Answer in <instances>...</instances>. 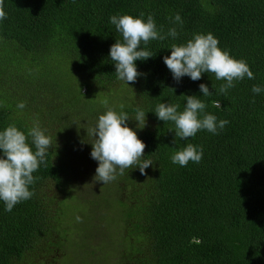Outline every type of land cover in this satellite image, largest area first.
Here are the masks:
<instances>
[{"label":"trees","instance_id":"obj_1","mask_svg":"<svg viewBox=\"0 0 264 264\" xmlns=\"http://www.w3.org/2000/svg\"><path fill=\"white\" fill-rule=\"evenodd\" d=\"M4 10L0 131L15 125L27 135L38 124L52 143L33 173L32 198L11 212L0 201V264L84 261L90 248L75 233L77 217L90 228L101 222L103 234L92 232L85 240L103 241L101 254L110 253L108 240L120 235L116 264H264V0H5ZM141 13L145 21L152 15L162 34L175 27L178 36L151 41L146 50L153 57L135 62L141 75L127 85L110 60L111 46L122 37L109 18ZM177 13L182 25L173 23ZM208 33L222 50L246 61L255 79L234 81L226 94H218L224 81L211 73L175 81L163 63L171 45ZM200 84L212 95L203 97ZM181 95L200 98L207 113L228 124L219 134L199 131L173 144L174 124L154 112L160 103L183 111ZM105 100L130 118L138 108L146 113L143 129L131 119L127 126L145 143L143 158L152 161L146 175L133 167L108 184L114 202L101 193L106 185L93 179L98 162L87 135L106 112ZM20 102L24 109L17 108ZM28 143L35 151L30 137ZM187 143L203 147L201 162L173 164L171 156ZM115 221L119 231H110Z\"/></svg>","mask_w":264,"mask_h":264},{"label":"clouds","instance_id":"obj_2","mask_svg":"<svg viewBox=\"0 0 264 264\" xmlns=\"http://www.w3.org/2000/svg\"><path fill=\"white\" fill-rule=\"evenodd\" d=\"M4 3L5 0H0V21L7 18ZM143 17L144 13L140 14V18L127 14L109 18L116 32L122 37V40H116L111 46L110 60L115 66L117 79L127 85L135 83L141 75L135 62L153 57L152 52L146 50L151 41H163L169 36L175 39L178 36L175 27L169 29L165 35L162 34V29H157L152 15H148L146 21ZM169 19L172 20L171 17ZM173 23L183 24L178 13ZM218 45L219 40L212 33L195 34L186 44H172L171 55L165 56L163 63L177 82L185 76L192 81H198L206 73L213 74L217 81H224L218 89V94H226L228 89L235 87L234 81H241L245 77L255 79L246 61L233 58L229 51L222 50ZM199 89L203 97L212 95L205 84H200ZM261 91L259 86L254 85L252 88L254 94ZM180 97L186 101L183 111H178L179 104L160 103L154 112L158 120L174 124L173 144L178 140L187 141L194 138L199 131L219 134L218 130L228 124L227 120L217 121L215 115L207 113V105L200 98L184 95ZM103 104L106 112L99 115L95 126L87 129V135L93 138L90 156L98 162L94 181L107 185L118 176H123L125 170L133 167L138 168L141 175H146L145 170L152 166L151 160L143 158L146 145L138 138L136 131L127 126V121L131 119L137 122L138 128L143 129L146 126V113L138 108L135 110V117L130 118L126 112L117 113L108 107L107 100L103 101ZM213 104L219 107L218 101ZM25 107V102L17 104L19 109ZM119 107L123 109L124 105ZM29 137L35 151L28 143ZM51 143V137L46 136L38 124L33 126L27 135L15 125H9L0 131V151L3 153V157H0V201L4 203L6 212H11L17 204L31 199L35 194L29 190V186L38 179L33 173L46 162ZM202 158L203 147L198 148L192 143H187L185 147L174 152L171 162L186 167L189 162L199 164ZM76 219L80 221V217Z\"/></svg>","mask_w":264,"mask_h":264},{"label":"rangeland","instance_id":"obj_3","mask_svg":"<svg viewBox=\"0 0 264 264\" xmlns=\"http://www.w3.org/2000/svg\"><path fill=\"white\" fill-rule=\"evenodd\" d=\"M119 86V85H118ZM118 86L116 87V89L118 88ZM115 89V90H116ZM49 92H46L45 93V96L48 95ZM88 148L90 146H87ZM84 150V149H82ZM75 152H77L76 150H74ZM80 151V150H79ZM88 152H89V149H88ZM76 170L78 171V173H80L82 170H80L79 166H76ZM87 177V176H86ZM102 184V183H101ZM104 185V184H102ZM101 188H103L101 190V193L103 192L106 196H108V200L114 202L116 200L115 198V194H113V187L112 186H108V184L106 186H101ZM102 193V194H103ZM65 216H67V213L65 211V209L63 210L62 212V217L64 218ZM111 221V220H110ZM110 221H108L106 224H108ZM105 222L103 221L102 224L103 225H106L104 224ZM77 229H76V235L78 237V239L81 241V244H88L89 245V248H90V251L88 252V257L82 261L80 258L79 260L77 261H73L72 264H116L117 263V260H118V251H117V248L120 247V245H122V243L120 244V235L117 233L116 235V238H115V241L111 242L108 240V243L107 245L109 247H114L112 249V251L110 253H104V254H101V251L98 249L102 246H104L102 244V242L99 244L98 240L95 239V237L93 236L90 241L86 242L85 243V240L87 239V237L93 232V234H103L102 231V225H101V222H97L96 224H94V226L92 228L88 227L87 225L85 224H81L80 221H77ZM119 226H120V223H117V221L113 222L112 224H109V229L110 231L113 229V227L115 228V230L119 231ZM107 235L109 234L108 231L106 233ZM67 236V240L70 241L71 238H74L73 237V233H70ZM97 245H99L97 247ZM80 249V248H78ZM76 247L75 249H69L68 252L69 254H73V251L74 252H79ZM73 250V251H72ZM76 255V253L74 254ZM68 257V256H66ZM44 259L40 258V261H42Z\"/></svg>","mask_w":264,"mask_h":264}]
</instances>
